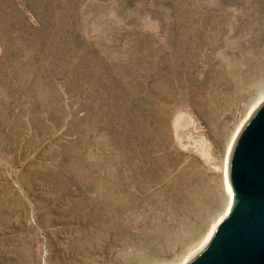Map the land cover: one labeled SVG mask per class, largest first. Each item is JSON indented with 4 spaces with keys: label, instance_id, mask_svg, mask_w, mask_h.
Returning a JSON list of instances; mask_svg holds the SVG:
<instances>
[{
    "label": "rangeland",
    "instance_id": "obj_1",
    "mask_svg": "<svg viewBox=\"0 0 264 264\" xmlns=\"http://www.w3.org/2000/svg\"><path fill=\"white\" fill-rule=\"evenodd\" d=\"M263 94L264 0H0V264L180 263Z\"/></svg>",
    "mask_w": 264,
    "mask_h": 264
},
{
    "label": "water",
    "instance_id": "obj_2",
    "mask_svg": "<svg viewBox=\"0 0 264 264\" xmlns=\"http://www.w3.org/2000/svg\"><path fill=\"white\" fill-rule=\"evenodd\" d=\"M229 179L234 192L229 213L186 264H264V102L239 134Z\"/></svg>",
    "mask_w": 264,
    "mask_h": 264
},
{
    "label": "bare ground",
    "instance_id": "obj_3",
    "mask_svg": "<svg viewBox=\"0 0 264 264\" xmlns=\"http://www.w3.org/2000/svg\"><path fill=\"white\" fill-rule=\"evenodd\" d=\"M263 102H264V94L259 97V99L254 103V105H252V107L250 108L249 112L246 115V118L241 122L238 129H236V131L234 132V134L231 137V140L228 143L224 172H225L226 186H227V190H228L229 199H228V203H227L224 211L213 222V224L210 226V228L205 233V235L196 244H194V246L183 256L181 262L178 264H186L191 259H193L197 254H199L209 244L216 228L219 226V224L222 222V220L229 213L230 206H231L233 199H234V192H233V188H232V185H231V182L229 179V165H230L231 156H232L236 141H237L239 134L241 132L240 129L241 128L243 129L245 124L252 117V115L256 112V110L262 105Z\"/></svg>",
    "mask_w": 264,
    "mask_h": 264
}]
</instances>
